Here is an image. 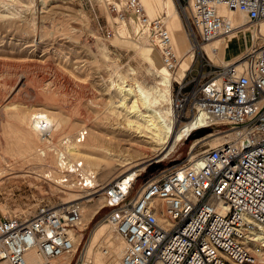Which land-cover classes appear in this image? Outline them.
<instances>
[{
	"label": "built area",
	"instance_id": "obj_1",
	"mask_svg": "<svg viewBox=\"0 0 264 264\" xmlns=\"http://www.w3.org/2000/svg\"><path fill=\"white\" fill-rule=\"evenodd\" d=\"M193 34V43L226 34L233 24L218 7L245 13L258 24L264 0H177ZM92 2V1H90ZM119 18L129 11L147 23L164 65L177 67L170 35L162 18H148L139 0H105ZM113 34L112 26L106 36ZM201 53V67L189 78L196 57L180 79L173 81L172 105L179 122L201 117L199 127L216 125L224 139L161 168L135 190L139 174L125 173L101 189L96 173L82 160L62 155L60 182L76 192L103 196L105 219L120 236L117 264H261L264 248V41L239 62L212 63ZM206 61H204V59ZM204 62L209 66L204 69ZM175 84V86H174ZM80 129L76 139H83ZM88 190V191H85ZM134 190V191H133ZM79 200L58 205L40 202L31 214L0 218V264H24L35 249L43 264H91L79 248L82 224ZM79 234L75 242L73 234Z\"/></svg>",
	"mask_w": 264,
	"mask_h": 264
},
{
	"label": "rangeland",
	"instance_id": "obj_2",
	"mask_svg": "<svg viewBox=\"0 0 264 264\" xmlns=\"http://www.w3.org/2000/svg\"><path fill=\"white\" fill-rule=\"evenodd\" d=\"M173 3L180 22L193 40L186 13L177 0ZM115 17L107 9L105 0H0V146L4 143V127L13 114L41 108L57 111L70 122L65 135L71 139L82 128L89 133L97 128L98 146L90 147L89 152L99 156V164L95 167L98 184L102 183L99 172L110 169V182L127 171L134 172L152 162L140 170L135 190L161 168L185 158L190 148L199 150L211 146L214 138L221 135L211 133L218 131L216 125L201 127L193 130L167 155L157 156L154 149L161 145L147 138L134 139L114 129L116 116L109 105L107 90L114 88L122 78L129 82L138 81L151 92V106L157 110H170L169 101L172 99V88L164 84V75L132 45L139 44L141 38L131 19L127 20L128 26L121 35L116 32L118 22ZM40 25L47 28L42 29ZM109 26H112L113 34L106 36ZM48 31L54 33L48 35ZM124 37L132 43L122 41ZM246 46L244 44L242 48L243 53ZM200 51L195 49L197 59L189 78L197 75L201 67ZM183 64L185 58L180 68ZM208 66L204 62V69ZM183 68L184 75L187 67ZM179 70L175 71L176 74L168 71L173 80L181 78ZM22 75L28 77V84L11 93ZM165 115L170 117L168 113ZM63 137L60 134L51 136L52 149L47 161L32 158L30 162L18 159L13 163L14 180L3 178L4 184L0 186V218L13 213L31 214L40 202L58 205L82 197L78 199L81 204L87 199L94 203L103 198L102 195L91 198L92 191L80 194L47 177L61 175L55 154ZM101 188L99 186L97 190ZM108 209L103 206L97 210L82 232L79 248H86V257L94 264H117L120 255L122 241L105 219Z\"/></svg>",
	"mask_w": 264,
	"mask_h": 264
},
{
	"label": "bare ground",
	"instance_id": "obj_3",
	"mask_svg": "<svg viewBox=\"0 0 264 264\" xmlns=\"http://www.w3.org/2000/svg\"><path fill=\"white\" fill-rule=\"evenodd\" d=\"M139 2L143 13L148 18H154L155 16H160L162 18L170 35V44L175 54L179 57L176 69L170 71L164 65L161 50L156 42L150 37L148 24L143 23L137 17L135 12L129 11L124 18L115 17V21L118 22L116 32L124 35L123 30L126 29V25L128 26L127 20L131 19L132 24L135 25V32L138 33L140 35L139 38H141V41H139L140 43L138 42L139 44L135 43L132 45L152 67L156 68L164 75V78L166 79L164 84L169 85L171 88H173V81L177 79L174 78L173 80L170 77L171 74H176L182 64L183 58H185V64H183V67H189L192 58H195L196 48L200 49L212 63L216 64V62L220 61L222 64H229L243 59L247 51L254 49L264 41V18L261 19L258 24L251 23L253 24L251 25L248 23L249 21L244 12L236 9H229L220 5L218 10L233 24L238 25L226 34L218 35L207 42L196 44L192 42L189 33L180 22L179 12L173 6V0H139ZM40 27L42 29L47 28L44 25H40ZM52 33L54 32H47L48 35ZM122 41L128 44L132 43L129 42V40H126V38ZM244 44L247 46L243 53L242 48ZM193 53L194 57H192ZM232 56H236V59H232ZM183 67L180 68L178 72L179 77H182L183 75ZM27 81L28 77L22 75L11 89V93L19 91L22 85L28 84ZM107 94L110 95L109 105L112 113L116 116L115 123H113L114 129L119 133L127 134L134 139L147 138L161 145L160 148H153L155 152H157V156H165L174 150L177 144L185 138L187 139L193 130L198 129V123L202 122L201 117L179 122V116L173 108L172 99L169 101L171 104L170 110L166 112L153 108L150 102L151 92H149L138 81L129 82L122 78L114 88H109L107 90ZM165 113H168L170 117H167ZM97 126L99 125L97 124ZM69 127L70 122L62 115V113L53 110L41 108L31 112L20 111L13 114L4 127V143L0 146V186L1 184H4L2 183V181H4L3 178L14 180L12 178L15 173L13 163L18 159L29 161L34 158L40 161H47L49 158L48 155L52 149L51 136L53 137V134L64 136L60 139L59 146H57V154H55L56 166H58V168L59 163L62 161V155L65 154L70 159L82 160V163L87 170L96 173L95 167L99 164V156L91 154L89 148L98 146L97 143L99 137L96 131L97 128L91 129L90 133L88 130L83 139L78 140L76 139L77 136L74 139H71V137L65 135L67 134L66 131ZM219 139L223 140V135L215 137L211 146L219 143ZM81 147H85V149L81 150ZM144 168L145 166H142L134 172L127 171L125 173L139 174L141 172L140 170ZM99 173L102 183L97 184L103 187L110 180V169ZM47 177L52 180H57V183L61 184V186L63 185L70 188L68 184L60 182L59 175L50 174V176ZM71 194L74 196L77 195L76 193ZM81 198H74L63 203ZM90 200L91 199H87L85 202L79 204L82 224L89 220L104 202L103 198L94 203H90ZM78 238L79 234L74 233L73 239L75 242ZM262 253L261 264H264V248ZM69 258L70 254H60L56 258V264H67ZM90 260L91 264H94L93 260ZM3 264L8 263L4 262ZM24 264H43V257L35 249H30L25 253Z\"/></svg>",
	"mask_w": 264,
	"mask_h": 264
},
{
	"label": "crops",
	"instance_id": "obj_4",
	"mask_svg": "<svg viewBox=\"0 0 264 264\" xmlns=\"http://www.w3.org/2000/svg\"><path fill=\"white\" fill-rule=\"evenodd\" d=\"M191 72H192V71H191ZM185 139H186V138H185ZM185 139H184V140H185ZM184 140H182V141H180V142H183ZM177 161H179V160H177ZM177 161H175V162H177ZM151 163H152V162H148V163H146L145 167L149 166ZM173 163H174V162H173ZM171 164H172V163H171ZM96 212H97V211H96ZM96 212H95V213H96ZM95 213L92 215V217L89 218V220H87L88 223L92 220V218H93V216L95 215ZM87 221H86V222H87ZM86 222H85V223H86ZM85 249H86V248H85Z\"/></svg>",
	"mask_w": 264,
	"mask_h": 264
}]
</instances>
